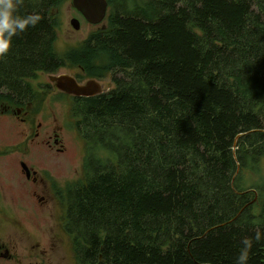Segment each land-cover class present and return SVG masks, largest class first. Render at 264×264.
Returning a JSON list of instances; mask_svg holds the SVG:
<instances>
[{
    "label": "trees",
    "instance_id": "16d2710c",
    "mask_svg": "<svg viewBox=\"0 0 264 264\" xmlns=\"http://www.w3.org/2000/svg\"><path fill=\"white\" fill-rule=\"evenodd\" d=\"M0 58V99L68 64L114 88L73 96L84 178L64 197L77 264H235L264 233V0H108L106 24L64 56L54 11ZM248 264H264V240Z\"/></svg>",
    "mask_w": 264,
    "mask_h": 264
},
{
    "label": "rangeland",
    "instance_id": "374dc122",
    "mask_svg": "<svg viewBox=\"0 0 264 264\" xmlns=\"http://www.w3.org/2000/svg\"><path fill=\"white\" fill-rule=\"evenodd\" d=\"M56 30L58 33L55 42V50L64 56L70 49L77 47L85 41L89 35L99 27L106 24L105 20L100 25L88 23L84 17L74 8L72 0H66L54 11ZM78 18L81 28L74 29L71 19ZM67 74L78 76V80L86 84L90 80L99 81L108 92L114 88L111 74L108 72L98 77H90L82 71L78 65L68 64L53 74H40L36 80H32L36 98L32 106L33 124L42 123V139L53 135V131L62 136L65 145V153H52L44 146H34L31 154L25 156L26 163L39 171L41 177L46 179L47 185L38 187L35 184L25 182L19 174V168L14 162L0 161V195L3 205L12 208V216H17L24 228L17 223L3 222V231L10 229L17 235L2 236V242L15 245L13 253L16 259L1 264H77L73 240L64 229V217L66 204L64 197L69 185L81 182L84 178L83 161L87 146L76 129V119L72 114L73 100L71 95L62 93L50 79L51 75ZM15 121L0 123V146L16 144L18 139ZM40 138V139H41ZM19 146L13 148L16 151ZM15 157L14 155L11 157ZM244 185L248 188L255 183L264 185V168L260 174H246ZM60 191L58 201L53 199L49 187ZM45 193L49 202L40 205L34 193ZM51 200V201H50ZM4 221H13V217L4 215ZM3 216H1V220ZM6 228V229H5ZM15 229V230H14Z\"/></svg>",
    "mask_w": 264,
    "mask_h": 264
},
{
    "label": "flooded vegetation",
    "instance_id": "af4514ba",
    "mask_svg": "<svg viewBox=\"0 0 264 264\" xmlns=\"http://www.w3.org/2000/svg\"><path fill=\"white\" fill-rule=\"evenodd\" d=\"M109 10V7H108ZM108 15V13H107ZM76 79L78 80V76L75 75ZM80 84H83L78 80ZM99 82V81H98ZM100 83V82H99ZM101 84V83H100ZM102 85V84H101ZM103 92L104 91V86ZM61 92V91H60ZM64 93V92H62ZM101 93V94H102ZM99 95V94H98ZM97 96V95H96ZM34 102H21V100L16 99L14 96L5 95L3 99H0V123L2 122H10L11 119L15 121V128L18 129L16 136L18 139H21L16 144H7L3 148L0 146V161H8L11 159L15 167L19 168V174L21 178L25 182L35 184L38 187L46 186L47 182L44 177H41L39 171L35 170V168L29 166L25 161V156L27 154H31V151L34 149L32 145L35 146H44L47 149H49L52 153L62 154L65 153V145L62 141V136H60L59 133H57L56 130L53 131V135H49L48 137H45L46 139H42V133H41V127L42 123H38L37 126H34L32 120H33V114H32V106ZM0 134H1V128H0ZM41 138V139H40ZM1 141V140H0ZM16 146H19V148L16 150L17 153H13L15 151L13 148ZM15 156L11 158L12 156ZM24 166H27V168H24ZM0 185H1V175H0ZM61 189V188H56ZM54 187L50 186L49 191L51 192L53 199L55 201H58L60 198V191H56ZM35 197L37 196V201L40 203V205H46L49 202V199L45 195V193H42L39 195V193H34ZM51 201V200H50ZM12 208L9 206L2 204L1 201V195H0V234H3V236H13L16 234V232H12L10 229L8 231H3V222H9L10 224H14V227L16 226L15 223H17L21 228H24L22 224L20 223L19 219H17V216H12ZM4 215H8L10 218L13 217V221L9 219V221H4ZM1 216H3V219L1 220ZM6 229V228H5ZM15 230V229H14ZM13 248H15V245L8 244L6 242H2V236H0V264L5 262H11L16 259L15 254L13 253Z\"/></svg>",
    "mask_w": 264,
    "mask_h": 264
},
{
    "label": "clouds",
    "instance_id": "9594fccd",
    "mask_svg": "<svg viewBox=\"0 0 264 264\" xmlns=\"http://www.w3.org/2000/svg\"><path fill=\"white\" fill-rule=\"evenodd\" d=\"M19 5L20 0H0V58L9 53L17 35L25 32L29 27H35L41 20L39 14L18 15ZM262 240L264 233L260 231L255 233L254 238H244L235 264H248L253 242L259 243Z\"/></svg>",
    "mask_w": 264,
    "mask_h": 264
},
{
    "label": "water",
    "instance_id": "95a60500",
    "mask_svg": "<svg viewBox=\"0 0 264 264\" xmlns=\"http://www.w3.org/2000/svg\"><path fill=\"white\" fill-rule=\"evenodd\" d=\"M74 8L84 19L93 25H100L107 17L108 0H72ZM74 29L81 28L78 18L71 19ZM50 79L56 87L66 94L76 97H92L103 92L102 85L96 80H90L86 84H80L76 77L67 74L51 75ZM27 168V166H24Z\"/></svg>",
    "mask_w": 264,
    "mask_h": 264
}]
</instances>
